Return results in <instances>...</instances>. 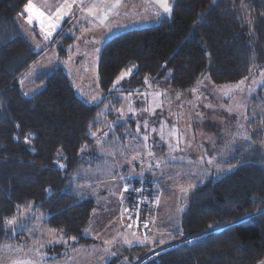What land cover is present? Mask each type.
Returning a JSON list of instances; mask_svg holds the SVG:
<instances>
[{"label":"trees","instance_id":"1","mask_svg":"<svg viewBox=\"0 0 264 264\" xmlns=\"http://www.w3.org/2000/svg\"><path fill=\"white\" fill-rule=\"evenodd\" d=\"M27 1L0 0V245L21 239L23 233H13L5 219L29 206L45 215L44 226L66 238L76 237L72 246L87 245L93 242L85 230L94 200L73 195L71 178L81 165L98 159L85 157V145L93 144L92 133L102 126L97 115L107 107L105 116H113L121 104L117 93L134 89L145 77L168 72L166 80L179 90L204 76L214 83L235 82L264 68V0H171V14H164L156 24L109 37L96 63L97 84L103 92L97 103L77 96L66 73L56 66L36 71L37 88L22 92L18 77L40 54L16 19ZM71 39L72 35L63 37L67 45L58 48L60 58ZM126 70H131L129 77L114 87L117 76ZM255 95L264 101V83ZM133 123L132 119L112 123L114 133L121 138V128ZM114 133L110 130L107 137ZM231 160L235 166L230 171L205 179L186 194L180 226L172 232L176 241L145 251L138 259L148 256L136 264L264 261V150L258 141ZM127 177L137 185L143 180V201L155 203L151 212L142 207L144 228L137 229L129 220L131 200L124 181L125 224L147 238L152 230L145 216L156 211L154 185L145 173ZM62 246L53 248L56 252Z\"/></svg>","mask_w":264,"mask_h":264},{"label":"rangeland","instance_id":"2","mask_svg":"<svg viewBox=\"0 0 264 264\" xmlns=\"http://www.w3.org/2000/svg\"><path fill=\"white\" fill-rule=\"evenodd\" d=\"M130 1L122 0L118 14L110 15L104 24L88 17L79 5H74L72 13L61 21V31L58 28L53 33L58 40H45L38 22H34L38 28L27 27L25 18L28 14L23 18L21 11L16 18L25 36L35 51L44 50L42 57L18 77L22 92L28 94L36 89L32 82L35 66L56 65L71 80L77 96L88 103L99 102L103 92L97 84L96 63L102 45L109 37L129 29L154 25L160 19L154 14L160 9L152 0H137L139 4ZM32 2L51 15L64 0ZM91 2L86 0L85 6ZM25 5L21 10L24 11ZM144 16H149L150 21L147 22ZM66 35H72V39L68 42L65 57L60 58L58 48L67 45L62 41ZM123 72L127 75L119 82L127 79L131 70ZM262 74L264 68L238 81L226 83H214L204 76L195 85L178 90L171 87L166 80L168 72H165L161 77L143 78L128 92L117 93L121 98L120 106L111 117L105 116L107 107H102L97 115L102 126L96 129L93 144L85 149L88 151L86 159H98L81 165L73 171L71 178L73 195L94 200L88 231L85 232L93 242L72 246L71 238L44 226L45 215L29 206L18 215L8 217L17 219L16 225L10 228L13 233L23 234L19 241L0 245V264H12L16 259H31L35 264H106L115 258L116 264H132L134 261L136 264L148 256L138 259L145 251L171 245L176 241L172 232L179 228L187 205L186 194L205 179L230 171L235 166L231 157L247 151L255 142L259 141L264 150V101L255 95L264 83ZM241 80L244 84L235 88ZM225 86L232 89L230 96L223 95ZM156 93L161 95L157 98ZM158 103L160 107H156ZM129 107L134 111L129 112ZM149 108L154 109V113L144 111ZM230 108L233 111L229 112ZM124 119H132L134 123L121 128L123 135L119 138L112 123ZM145 121L148 122L147 128L144 127ZM137 124L140 125L139 132ZM173 128L177 130V136L169 135ZM110 130L114 134L108 138ZM144 135L148 136L147 141H144ZM149 152L154 155H148ZM157 161H161L159 166ZM141 173L150 178L156 195V211L145 216V223L152 230L147 238L142 231H132L125 224L128 204L124 199L123 184L127 176ZM105 241L111 243L106 245ZM56 245L63 246L55 252L53 247ZM134 245L145 249H132Z\"/></svg>","mask_w":264,"mask_h":264},{"label":"snow or ice","instance_id":"3","mask_svg":"<svg viewBox=\"0 0 264 264\" xmlns=\"http://www.w3.org/2000/svg\"><path fill=\"white\" fill-rule=\"evenodd\" d=\"M86 0H64V2L56 8L55 12L51 15L46 14L44 11L37 8L32 0H28V3L24 6V13H27L26 16L27 23L29 25L33 24L34 22H38L40 26L41 32L44 34L45 40L51 39L53 36V33L57 31L58 28H60L61 21L64 20V18L72 13V9L74 5H79L81 11L85 12L88 17H92L95 20H97L100 24H104L106 21H108L109 16L112 14H118V9L122 4V0H92L90 4L85 6ZM153 3L158 5L160 11H156L154 14L156 16H159L161 14V11L163 13L171 14L172 7L169 3V0H152ZM107 5V6H106ZM23 15V13H21ZM39 47V45H37ZM127 75V73L122 72L119 77H117V81L114 82V87L116 83H118L121 79L124 78V76ZM264 75V74H262ZM147 80V78H145ZM246 79V78H245ZM244 84V80H241L238 82L237 85H235V88H239L240 85ZM226 89V90H225ZM225 89H222L224 96H230L232 89L225 86ZM192 91H196V89H192ZM156 97L158 98L161 94L156 93ZM93 99H96V97H93ZM161 105L158 103L156 107H160ZM210 107V105H209ZM129 112H133L134 109L129 107ZM144 111L152 112L154 113V109H144ZM229 112L233 111L231 108L228 109ZM123 115V113L121 114ZM144 127H148V122H144ZM140 125L137 124V132H139ZM153 131H156V129H153ZM92 135H95V133H92ZM161 138L163 139V130L161 129ZM170 136H177V130L175 128L172 129V131L169 133ZM144 141L148 140V136L144 135L143 137ZM27 142V141H26ZM99 143V141H97ZM85 147H87L85 145ZM147 147V145H145ZM171 147V145H170ZM102 151V149H101ZM148 155H154V153L149 152ZM161 161H157V166ZM208 163H212L211 160L208 161ZM123 179V177H121ZM124 191H128V186H124ZM159 198H157L158 202ZM17 223L16 217L12 218H6L5 219V225L9 228H13ZM131 227V225H129ZM88 230L86 229L85 232ZM71 239L75 240L76 237H71ZM111 241H105V244H110ZM125 243L131 244V241L125 240ZM143 243V241H141ZM105 251H108L107 248H105ZM12 264H35V261L31 259H16L12 261ZM260 264H264V261H261Z\"/></svg>","mask_w":264,"mask_h":264},{"label":"built area","instance_id":"4","mask_svg":"<svg viewBox=\"0 0 264 264\" xmlns=\"http://www.w3.org/2000/svg\"><path fill=\"white\" fill-rule=\"evenodd\" d=\"M139 185L135 183L132 177H127L125 180V185L128 186L127 194L129 196V200H131L130 206V221L136 224V228H144L142 225L143 221L141 219V209L142 207L147 211H153L155 209V203L151 201H143V194L145 192L144 181L140 180ZM143 205V206H142Z\"/></svg>","mask_w":264,"mask_h":264},{"label":"crops","instance_id":"5","mask_svg":"<svg viewBox=\"0 0 264 264\" xmlns=\"http://www.w3.org/2000/svg\"><path fill=\"white\" fill-rule=\"evenodd\" d=\"M137 0H131L130 2L131 3H133V4H136L137 2H136ZM141 2V1H140ZM28 3V1L25 3V4H27ZM169 3H170V0H169ZM24 4V5H25ZM137 4H139V3H137ZM131 5H129V7H130ZM132 7H133V5H132ZM138 12V11H137ZM140 12V11H139ZM22 13H23V15H21L23 18H25V16H26V14L27 13H24V11L22 10ZM164 14H166V13H161L160 15H159V17H158V19L160 18V17H162ZM144 18H146L147 19V22L148 21H150V19H149V16H144ZM17 19V18H16ZM26 19V18H25ZM143 19V18H142ZM157 18L155 19V20H158ZM27 21V20H26ZM17 22H18V25H19V27H20V29H21V31L23 32V34H24V31H23V29L21 28V26H20V24H19V21H18V19H17ZM24 23H25V21H24ZM33 24H34V26H33ZM33 24H31V25H29V26H27V27H32V28H38V26L36 25L37 23H33ZM24 36H25V34H24ZM26 37V36H25ZM26 39H27V37H26ZM58 39V37L57 38H54V35L52 36V40H57ZM28 40V39H27ZM28 42H29V40H28ZM30 43V42H29ZM30 45H31V43H30ZM31 47H32V45H31ZM33 48V47H32ZM44 51V50H43ZM42 50L41 51H37V52H40V54L38 55V57L32 62V63H34V62H36L40 57H42V55H41V53L43 52ZM56 65H50V66H48V67H44L45 69L46 68H50V67H55ZM44 68H40V67H37V66H35V71L33 72V75H32V82H33V76H34V73L36 72V71H39V70H41V69H44ZM23 74V73H22ZM21 74V75H22ZM70 82H71V80H70ZM34 83V82H33ZM35 84V83H34ZM37 88V87H36ZM35 90V89H34ZM33 90V91H34ZM124 194V193H123ZM153 218H154V216H153Z\"/></svg>","mask_w":264,"mask_h":264},{"label":"water","instance_id":"6","mask_svg":"<svg viewBox=\"0 0 264 264\" xmlns=\"http://www.w3.org/2000/svg\"><path fill=\"white\" fill-rule=\"evenodd\" d=\"M260 264V263H259Z\"/></svg>","mask_w":264,"mask_h":264}]
</instances>
